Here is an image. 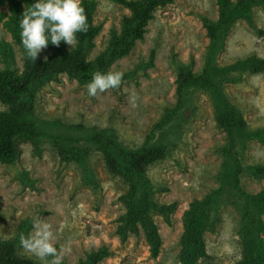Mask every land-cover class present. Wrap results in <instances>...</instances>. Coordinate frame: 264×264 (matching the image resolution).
<instances>
[{
	"label": "rangeland",
	"instance_id": "obj_1",
	"mask_svg": "<svg viewBox=\"0 0 264 264\" xmlns=\"http://www.w3.org/2000/svg\"><path fill=\"white\" fill-rule=\"evenodd\" d=\"M20 1L24 9L28 7L26 0ZM95 1L93 23L101 29L93 39L89 60L106 48L114 32H121L125 16L131 13L117 0ZM13 15V0H0V69L21 73L24 51L10 28ZM203 16H219L216 0H172L158 6L144 38L110 67L123 71L148 62L154 49L153 64L144 72L95 96L88 95L87 83L59 74L40 90L36 104L38 116L52 123L44 127L49 132L62 129L72 134L68 125H83L114 131L131 147L167 144L166 157L148 168L155 197L161 202H177L170 223L155 215L162 236L159 255H151L143 231L125 237L119 233V217L126 210L121 196L127 185L109 170L102 152L94 149L81 165L75 159L63 158L46 135L18 139L15 158L0 160V239L15 240L21 255L42 262L21 247L19 237L32 231L34 219H44L51 226L61 264H79L87 260L88 253L102 247L109 254L99 261L101 264L181 263L184 212L218 184L220 146L226 141L206 91L189 87L183 107L177 114L171 113L177 99L173 54L183 62L193 61L194 71L202 70L205 64L210 39ZM49 53L45 47L39 56L45 58ZM248 55L264 58L262 5L253 7L252 23L246 18L234 22L217 61L231 63ZM225 89L252 125H264V72L245 73L242 82L227 84ZM4 110L8 104L0 99V111ZM80 134L86 136L87 131ZM246 153L250 161L264 162L263 144L251 142ZM247 187L255 192L264 190V180H249ZM239 227L235 208L223 207L216 230L205 233L212 258L204 264H235L240 259Z\"/></svg>",
	"mask_w": 264,
	"mask_h": 264
},
{
	"label": "trees",
	"instance_id": "obj_2",
	"mask_svg": "<svg viewBox=\"0 0 264 264\" xmlns=\"http://www.w3.org/2000/svg\"><path fill=\"white\" fill-rule=\"evenodd\" d=\"M28 6L35 0H26ZM131 13L125 16L120 33L114 32L106 48L94 59H88L93 39L100 32V25L93 23L95 0H82L87 17V31L77 33L76 43L69 48L63 41L47 45V57H27L20 39L19 22L24 11L20 0H13L14 15L10 21L15 40L24 51V70L15 73L9 68L0 69V99L8 104V110L0 111V160L15 158L18 139H36L46 135L65 159H75L84 164L94 149L102 152L109 170L120 175L127 191L121 196L126 210L120 215L119 233L144 232L151 255L160 253L162 236L155 215L170 223L177 202H161L155 197V185L148 175V168L166 157L168 146L164 143H145L138 147L125 144L111 130L83 125H68L73 133L62 129L49 132L44 129L52 123L36 112L40 90L59 74L66 73L82 83H88L96 71L112 70L111 64L127 55L139 39H143L154 11L172 0H117ZM219 16L216 19L203 16V24L210 39L205 64L200 71L193 70V61L183 62L173 54L172 63L177 69L176 102L171 109L177 114L184 105L189 87H197L209 94L218 125L225 130L226 141L220 146L222 163L216 174L218 184L210 188L200 199L194 200L184 212V231L180 238L182 250L180 264H204L211 260L207 250L205 233L216 230L221 221V210L232 205L240 216V259L235 264H264V190L252 191L247 181L264 180V162L250 161L247 148L251 142L264 145V125L255 126L226 92L227 84L243 81L245 73L264 72V58L256 55L237 58L231 63H219L231 26L238 18L252 23V9L264 6V0H216ZM155 50L148 62L136 64L121 71V82L136 78L138 73L153 64ZM117 71V70H112ZM120 71V70H119ZM53 125H57L54 123ZM55 131V130H54ZM87 131L84 136L80 133ZM106 247L88 253L79 264H101L107 256ZM0 264H43L23 256L13 239H0Z\"/></svg>",
	"mask_w": 264,
	"mask_h": 264
},
{
	"label": "clouds",
	"instance_id": "obj_3",
	"mask_svg": "<svg viewBox=\"0 0 264 264\" xmlns=\"http://www.w3.org/2000/svg\"><path fill=\"white\" fill-rule=\"evenodd\" d=\"M19 22L21 44L28 58L36 60L49 43L61 41L73 47L77 33L87 31V17L80 0H35L25 7ZM123 73L119 70L96 71L87 83V93L95 96L120 85ZM135 97L131 98L134 104ZM21 247L43 264H61L62 256L53 243L50 224L44 219L32 221V231L19 237ZM51 257V260L48 258Z\"/></svg>",
	"mask_w": 264,
	"mask_h": 264
}]
</instances>
